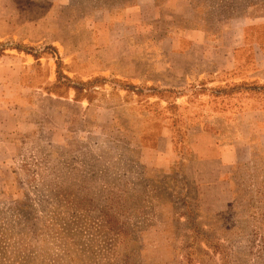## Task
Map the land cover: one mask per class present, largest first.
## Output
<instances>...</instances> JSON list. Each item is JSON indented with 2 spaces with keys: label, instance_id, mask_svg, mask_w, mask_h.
<instances>
[{
  "label": "rangeland",
  "instance_id": "374dc122",
  "mask_svg": "<svg viewBox=\"0 0 264 264\" xmlns=\"http://www.w3.org/2000/svg\"><path fill=\"white\" fill-rule=\"evenodd\" d=\"M102 32L121 66H149L157 38L189 47L204 82L185 89L218 141L245 112L264 124V0H0V264H264V134L244 130L253 149L222 183L159 165L149 119L113 109L132 88L72 74ZM16 51L50 66H13ZM167 114L189 157L184 112Z\"/></svg>",
  "mask_w": 264,
  "mask_h": 264
},
{
  "label": "crops",
  "instance_id": "0c3cea01",
  "mask_svg": "<svg viewBox=\"0 0 264 264\" xmlns=\"http://www.w3.org/2000/svg\"><path fill=\"white\" fill-rule=\"evenodd\" d=\"M101 39L96 38L95 42L100 46V55L88 54L84 61V65L74 66L72 74L78 76L80 80H88L92 77H116L126 82V88L119 90L118 98L120 100L114 111L132 110L133 118L143 120L145 118L150 121V132L158 137L161 143L166 142L164 149H154L152 152L157 155V162L163 167H169L175 161L183 163L186 167L188 176L197 182H205L207 184L222 183L224 176L230 167L240 164L248 158L250 151L253 149V144L244 137L246 131L248 133H256L261 144V135L264 134L263 122L252 123L245 119L246 112L242 118H238L234 128L226 131L232 138L226 142H220L215 137L220 131H210L204 128V110L197 108L194 101L191 100L188 88L191 86H199L204 82L201 78L199 66H187L189 61V50L170 48L166 53L162 45L166 42L163 38H157L152 43L154 50L147 58H150L149 66H121L118 62L123 58L121 54H107V59L103 56L104 51H108L112 44L108 32H102ZM128 38L126 42H129ZM128 44V43H127ZM264 48V44H262ZM37 53V50H35ZM17 56L10 54L9 58L14 62L13 66H50L46 62V58L35 57L32 53L21 51ZM231 54V53H230ZM175 56L181 66H171L169 56ZM8 56L0 57L1 59ZM95 58V59H94ZM41 59H43L41 61ZM199 68V72L196 68ZM216 73L222 71L235 70L237 66H214ZM204 70V69H203ZM204 72V71H203ZM200 74V75H199ZM195 75L196 79L193 78ZM204 76V73H202ZM227 81L221 78H216L210 82L213 86H224ZM203 99L208 96H202ZM200 98V99H202ZM174 108L183 111L184 114V134L194 136L188 144L191 150L189 157L176 153L172 149V142L167 136L172 134L171 128L167 124V114L170 109ZM196 109L197 116L192 115L190 120L189 115ZM200 110V111H199ZM199 111V112H198ZM137 122V121H136ZM138 133L137 131H135ZM203 140L204 142H201ZM168 141V142H167ZM155 158V159H156Z\"/></svg>",
  "mask_w": 264,
  "mask_h": 264
}]
</instances>
